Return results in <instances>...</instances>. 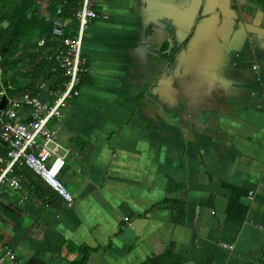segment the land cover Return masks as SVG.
Masks as SVG:
<instances>
[{
  "label": "crops",
  "instance_id": "0c3cea01",
  "mask_svg": "<svg viewBox=\"0 0 264 264\" xmlns=\"http://www.w3.org/2000/svg\"><path fill=\"white\" fill-rule=\"evenodd\" d=\"M97 6L58 134L74 202L19 164L24 187L0 195V242L25 264H161L170 252L264 264V0ZM233 187L246 190L242 222L229 216Z\"/></svg>",
  "mask_w": 264,
  "mask_h": 264
},
{
  "label": "built area",
  "instance_id": "2783aa9c",
  "mask_svg": "<svg viewBox=\"0 0 264 264\" xmlns=\"http://www.w3.org/2000/svg\"><path fill=\"white\" fill-rule=\"evenodd\" d=\"M97 2L98 0L81 1L75 12L78 27L74 36L64 35L68 19L62 16L63 10L59 7L51 33L41 36L38 40L40 47L54 53L55 59L63 69L67 77L64 88L48 91L50 98L46 102L40 100L41 93L37 96L26 93L23 97L15 98L7 96L6 106L0 109V137L9 146L8 159L0 156V161L5 162L0 168V195L5 188L20 190L24 187L19 176L14 173L15 165L21 164L40 175L67 205L73 204L74 195L60 178V172L72 151L59 139L58 134L62 129V120L69 101L79 94L82 76L89 70L88 59L83 55L82 46L92 20L99 15ZM102 16L107 17L106 14ZM257 67L258 64H254V68ZM3 94H6L5 91L1 96ZM24 106L30 109L25 120L19 113ZM229 247L234 248V245L230 244ZM0 264L25 262L13 247L0 242Z\"/></svg>",
  "mask_w": 264,
  "mask_h": 264
},
{
  "label": "trees",
  "instance_id": "16d2710c",
  "mask_svg": "<svg viewBox=\"0 0 264 264\" xmlns=\"http://www.w3.org/2000/svg\"><path fill=\"white\" fill-rule=\"evenodd\" d=\"M82 0H0V96L3 91L10 98L26 93L37 96L41 85L48 91L64 88L67 77L54 57V53L38 45L41 36L51 33L57 10L68 19L65 36H74L78 20L75 12ZM5 24L2 25V22ZM56 45V44H55ZM82 80V79H81ZM9 146L0 137V156L8 159ZM5 162L0 161V168ZM16 164L14 168H17ZM26 167V166H25ZM228 212L231 219L242 222L247 207L240 202L243 188H232ZM1 207V205H0ZM170 255V257H169ZM161 264H185L173 252L164 256ZM86 256L69 264H85ZM151 263L158 264L155 259ZM26 264H44L41 259H31Z\"/></svg>",
  "mask_w": 264,
  "mask_h": 264
},
{
  "label": "water",
  "instance_id": "95a60500",
  "mask_svg": "<svg viewBox=\"0 0 264 264\" xmlns=\"http://www.w3.org/2000/svg\"><path fill=\"white\" fill-rule=\"evenodd\" d=\"M39 91H40V93H41L40 100H41L42 102H46V101H48L49 98H50V94H49L48 90H46V89L43 88V87H40V88H39ZM7 100H8L7 95H6V94H3V95L1 96V99H0V109L4 108V107L6 106Z\"/></svg>",
  "mask_w": 264,
  "mask_h": 264
},
{
  "label": "rangeland",
  "instance_id": "374dc122",
  "mask_svg": "<svg viewBox=\"0 0 264 264\" xmlns=\"http://www.w3.org/2000/svg\"><path fill=\"white\" fill-rule=\"evenodd\" d=\"M5 24V21L4 22H2V25H4Z\"/></svg>",
  "mask_w": 264,
  "mask_h": 264
}]
</instances>
